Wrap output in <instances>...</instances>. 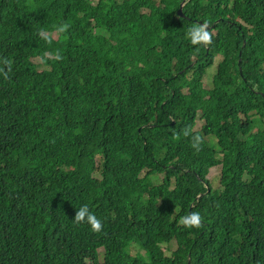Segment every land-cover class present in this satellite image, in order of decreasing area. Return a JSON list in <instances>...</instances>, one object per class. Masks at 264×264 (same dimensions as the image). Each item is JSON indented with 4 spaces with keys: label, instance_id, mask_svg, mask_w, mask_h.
Wrapping results in <instances>:
<instances>
[{
    "label": "trees",
    "instance_id": "1",
    "mask_svg": "<svg viewBox=\"0 0 264 264\" xmlns=\"http://www.w3.org/2000/svg\"><path fill=\"white\" fill-rule=\"evenodd\" d=\"M184 2L0 0V264H264V0Z\"/></svg>",
    "mask_w": 264,
    "mask_h": 264
},
{
    "label": "clouds",
    "instance_id": "2",
    "mask_svg": "<svg viewBox=\"0 0 264 264\" xmlns=\"http://www.w3.org/2000/svg\"><path fill=\"white\" fill-rule=\"evenodd\" d=\"M208 23H204V25H198L195 27H190L187 30V35L190 37L191 42L193 44L197 43H205L210 44L212 42V33L209 32V29H213V24L207 30ZM70 28V25L65 23L59 27V31L66 32ZM6 64H10V61H5ZM184 135L189 136L190 130L185 129ZM203 143V137L199 134L192 135V147L199 150L201 144ZM163 178V177H162ZM162 182V181H161ZM203 216L199 212H189L185 216L180 218V224L185 228H198L202 225ZM74 222L76 224L87 223L90 225L92 231L99 232L103 228V221L96 216L95 213L89 210L88 205L81 206L75 213ZM171 245V244H168ZM168 245H164V249L168 247Z\"/></svg>",
    "mask_w": 264,
    "mask_h": 264
},
{
    "label": "rangeland",
    "instance_id": "3",
    "mask_svg": "<svg viewBox=\"0 0 264 264\" xmlns=\"http://www.w3.org/2000/svg\"><path fill=\"white\" fill-rule=\"evenodd\" d=\"M93 2H97L99 0H92ZM222 59V56H218L215 61L214 64L208 69V72L206 74L203 75L202 77V84L204 86V88L209 89L211 82H212V77L215 74V72L217 71V64L218 62ZM39 60V59H37ZM256 115H254L255 117ZM202 125V122L199 120L197 121V128L199 129ZM207 142L209 143V146L215 147L216 146V139L213 137H210L207 139ZM220 174H221V170L220 168L217 169H212L210 174H209V179L211 181L212 186L217 189L220 187ZM96 176V175H95ZM98 176V175H97ZM162 181V177H159L157 179H155L153 181V184H160ZM105 254V249H102V254Z\"/></svg>",
    "mask_w": 264,
    "mask_h": 264
},
{
    "label": "water",
    "instance_id": "4",
    "mask_svg": "<svg viewBox=\"0 0 264 264\" xmlns=\"http://www.w3.org/2000/svg\"><path fill=\"white\" fill-rule=\"evenodd\" d=\"M191 0H185V2L182 4L181 9H180V16H184L185 14L183 13L184 7L186 5L187 2H190ZM208 25V24H207ZM210 28V26L208 25L207 30Z\"/></svg>",
    "mask_w": 264,
    "mask_h": 264
}]
</instances>
